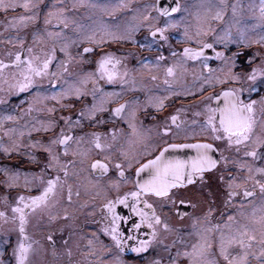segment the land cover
<instances>
[{
    "label": "flooded vegetation",
    "instance_id": "af4514ba",
    "mask_svg": "<svg viewBox=\"0 0 264 264\" xmlns=\"http://www.w3.org/2000/svg\"><path fill=\"white\" fill-rule=\"evenodd\" d=\"M96 1L98 4L94 5L93 13L89 15L81 8L69 5V19L72 18V23L68 26L70 35L67 38L59 36L60 26L57 22L53 23L57 34L47 40H57L58 44H61L60 41L67 42V54L63 55L58 49L56 52L54 50V55L53 51L48 55L54 56L49 73H55L56 79H51L50 75L43 80L38 79L41 97L30 120L28 106L29 100H34L35 90L22 93L9 90V84L4 81L11 83L12 74L17 70L9 67L0 73V109L13 112L15 116L21 114L19 122L14 118L0 124V212H5L9 218L8 223H5L4 218L0 217V260L3 264H15L12 250L20 236L18 221L11 220V207L15 206L20 195H38L45 186L43 181L59 175L56 194L49 198L46 206L38 208L28 216L26 228L29 241L33 245V253L30 255L32 264H153L157 260L160 264H186L183 253L191 250V245L199 240L202 232L207 233L212 243L209 259L225 264L219 254L221 233L225 236L237 235L238 230L245 225L256 236L252 248L248 250L250 254L247 264H261L257 259L261 248V225L255 221L259 219L260 210L264 207V192H261L256 181L264 183V174H260L263 175L260 177L253 176V171L248 172L249 166L253 170L264 168V147L255 145L258 136L256 123L251 139L241 145H229L226 139L215 140L212 131L205 127L209 115L206 105L217 107L214 98L222 92L242 89L239 95L245 103H258L264 97V84H257L253 88L252 80L248 79L262 60L261 56L251 55L245 50L246 45L230 42L223 34L220 37L222 42L216 41L214 37L215 33H220L219 29L222 27L226 32L235 30L236 22L231 16L239 12L228 8L220 19L192 24L182 20L176 24L175 19L184 15L185 11L188 13V3L193 0H141L140 6L129 10L114 7L116 0H111L112 8L109 11L105 8V5H109V0ZM130 1L117 0L118 4L126 5ZM211 1L212 5L216 3L215 0ZM233 1L228 0L230 3ZM24 2L25 0H5L6 4L15 3L18 6L7 12L0 10V61L5 64L11 65L16 53H21L22 59L27 58L29 48L32 49L33 57L39 56L43 60L47 56L43 46L44 0H30L37 7L28 11L20 6ZM177 4L180 5V11L172 13L170 17L160 16L152 7L162 5L170 9ZM217 7H213L215 13H218ZM110 12L113 14L109 15ZM135 13H140L136 16L150 14L152 19L143 22L140 30L131 34L132 39L111 40L105 37L103 43L95 42L102 38L100 36L95 37V41L88 39L91 24L102 22L118 24L120 29L113 33L127 36L128 25L139 21H121L128 17L133 18ZM29 14L35 19L23 23L18 20L14 22V18ZM259 17L257 14L256 18ZM80 21L88 22L89 26L88 37L83 40L76 37V28ZM149 23L154 27H164L166 23L177 26L169 27L165 32L167 40H162L159 35L156 38L150 36L147 26ZM186 30L192 37H196L198 31L201 32L197 38L212 44V48L204 49L206 60L204 57L192 60L183 56L184 48L200 47L194 40L185 38ZM133 39L135 43L132 42ZM86 47L93 51L85 53L83 50ZM217 52L224 55L218 58ZM234 53L237 55H233ZM105 54H111L120 61L113 69L117 75L111 82L99 70V61ZM160 57L163 59H159ZM61 59L64 60L62 69L59 68ZM168 68L173 69L172 75L168 74ZM233 76L239 79L233 80ZM69 89L68 95L61 94ZM77 90L80 93L79 98L76 95ZM54 94L57 99L51 98ZM42 98L46 100L45 106L40 104ZM159 100H163L164 106L158 110ZM93 104L96 105L94 110ZM120 105H125V108L117 116L114 109ZM101 108L106 110L101 111ZM49 109L54 111L50 112ZM81 112H84L83 117ZM253 115L256 122L257 117L255 113ZM172 116L177 117L175 124L172 123ZM62 117L70 119L65 120ZM53 121L54 125L49 131H45V127ZM17 123L21 129L18 139L6 132V128L12 124L17 126ZM129 125L135 126L136 135H133ZM165 128L169 129L167 133ZM61 129L64 134L73 138L69 141L68 155L64 154L63 145L50 143L60 137ZM92 133L100 135L101 144L106 146L103 151L94 147ZM194 143L213 144L211 155L216 154V160L219 161L216 168L205 172L203 179L196 176L194 183L174 189L171 197L160 198L152 194L140 197L141 201L147 200L154 206L156 215L162 221L156 225V237L151 240L146 252L132 251L140 241L151 239V229L146 225H142L139 230L132 227L134 223L140 222V218L131 210L134 201L130 197L129 207L117 205L116 211L126 218L120 221L123 243L117 246L104 231L108 227L104 205L108 200L136 190V169L139 167L137 160L146 162L169 144ZM146 146L152 155L144 153ZM46 147H51L53 153L59 157L60 163L56 168L47 167L50 156L45 151ZM254 147L257 151L256 157L245 155ZM4 148L10 151L5 153ZM168 152L183 158L185 148L169 149ZM125 154L128 159H125ZM105 156L110 159L104 160ZM95 160L108 163V171L101 174L99 169L91 168ZM129 160H132L131 167H128ZM116 163L124 165L126 180L119 176V170L114 167ZM241 164L245 166L241 168ZM65 169L67 176L64 174ZM17 173L19 175L15 186L9 187L8 184L12 183L10 177ZM26 175L29 181L27 187ZM141 178H146V173H141ZM230 178L243 185L235 189L238 195L231 198L228 195ZM116 184L119 185L118 188L114 186ZM245 188L254 195L245 197ZM171 199H175L176 203H171ZM180 199H184L185 203L180 204ZM139 207L144 208V204L141 202ZM144 210L150 212L149 209ZM229 216L234 219L230 221ZM165 223L169 226L167 230L163 226ZM49 236L52 237L51 240L48 239ZM229 251L232 256H237L244 250L233 245ZM177 253L181 255L177 256Z\"/></svg>",
    "mask_w": 264,
    "mask_h": 264
},
{
    "label": "snow or ice",
    "instance_id": "6c2138e0",
    "mask_svg": "<svg viewBox=\"0 0 264 264\" xmlns=\"http://www.w3.org/2000/svg\"><path fill=\"white\" fill-rule=\"evenodd\" d=\"M18 5L15 3L6 4L5 0H0V10L7 12L9 9L14 10ZM26 11L31 8L37 7L36 4L30 2V0H25V2L20 5ZM118 8L127 7L126 4L121 3L117 6ZM152 7L159 13L160 16L170 17L172 13H176L180 11V5L177 4L175 7L167 8L162 5H153ZM261 17L264 18V0H262L261 4ZM113 13L110 12L109 15ZM51 16L52 13H49ZM217 19L221 18V14L217 13ZM34 16L21 15L18 18H14V22L18 20L19 22H27L29 20H34ZM152 18L149 15L143 16H133V20H138L139 23L128 25L126 28L127 36L125 35H117L111 31L105 29V35L109 37L111 40H123V39H132V33L140 30L141 24L145 21H150ZM48 19L45 20V23H49ZM67 24H65V27ZM149 33L152 38H156L159 35L160 39L167 40V36H165V32L169 27H176L177 25L174 23H166L164 27H154L151 23L148 25ZM51 35V33H50ZM185 38L188 40H194L195 43L200 45L199 48H190L186 47L183 50V56L192 60H198L201 57H204L205 60L207 57L204 54L205 48H212V44L204 43L197 37L201 35V32H197L196 37H192L188 35L187 30L185 31ZM243 36V33H241ZM90 41H95V34L88 38ZM222 39V38H221ZM264 41V38H262ZM96 43H103V37L99 41H95ZM135 43V40H132ZM23 43V42H21ZM145 46V45H142ZM64 49H61L63 51ZM85 53L92 52V48H84ZM28 57L25 59L21 58V53H16L15 59L11 62V65L5 64L3 61H0V73L3 72L4 69L12 67L17 71L12 74V82L9 83L5 80V83L9 84V90H14L17 93L22 92H30L34 91V101L39 102L41 97L40 84L39 80H43L46 76H51L53 79H56L55 73H49V66L52 63L53 56H46L43 60L40 59L39 56H32V49H27ZM175 55V53H173ZM224 53L217 52L216 56L219 58L223 56ZM237 55V54H233ZM159 59H163L160 57ZM120 63L119 60L115 59L111 54H105L101 57L99 61V70L100 72L107 77V80L111 82L117 75V73L113 70L116 65ZM112 66L111 68L109 66ZM207 66V65H205ZM167 72L169 75L173 74V69L168 68ZM257 69L252 70V74L249 75V80H256ZM261 75H264V71H260ZM155 79V77H153ZM233 80H238L239 78L236 76L232 77ZM224 81H221L223 83ZM49 84H52V81H49ZM239 91L241 90H233L229 89L221 94L217 95L214 99L217 101V107L213 108L210 105H206L207 111L209 115L207 116L205 127L210 129L214 134L213 139L222 140L226 139L229 145H241L251 139V134L254 129V105L256 101H251L249 103H245L239 95ZM70 93L69 90H65L62 92V95H68ZM77 98H79V90L76 92ZM112 95V94H109ZM221 96L223 97V104L220 105ZM47 98V97H45ZM52 99H57V96L54 94ZM95 99V97H94ZM209 99H213L209 97ZM262 101H264V97H262ZM164 106L163 100H159L157 104V108L162 109ZM66 107V105H65ZM93 110L96 108V105L93 104ZM125 105H120L119 107L114 109L115 115L119 116L123 112ZM101 111H105L106 109L101 108ZM49 111H54V109H49ZM81 117L84 116V112L80 113ZM7 119H13V117L8 116ZM62 119L69 120L70 117ZM172 123L175 124L177 121L176 116L171 117ZM54 121L50 122L48 127H45V131H49L51 126L54 125ZM132 128L133 135L137 134L136 128L134 125H129ZM179 127V125H177ZM169 129L165 128V133L168 132ZM94 137V147L101 151L106 147L102 145L100 142V135L98 133H92ZM115 138V137H113ZM73 138L63 133V129H61V135L58 139L52 140L50 143L60 144L64 146V154L68 155L69 150V141ZM82 139V138H81ZM256 147H264V136H257L255 140ZM35 147V145H32ZM181 148H192L196 150V154L189 158H181L179 156H166V153L169 149H181ZM214 150V146L211 143H194V144H169L167 147L163 148L159 151L158 155H155L151 159H147L146 162H140L139 167L136 169V177L135 185L136 190L126 193L123 196H117L114 200H108V202L104 205L107 210L106 220L108 221V227H105L104 231L108 233L112 239L115 241L117 246L122 245L123 243V233L120 231V221L126 220L125 217H122L117 211V205H124L125 207H129L128 200L131 197L134 203L131 206L132 212L140 218L139 223H134L132 227L134 229L139 230L142 225H146L149 229H151V239L142 240L139 244L132 248L133 252L141 253L146 252L151 245V240L156 237V225L162 223L161 218L156 215L155 208L152 204L148 203L147 200L141 201V196H147L149 194L155 195L156 197L166 198L172 196V191L174 189L183 188L186 184L194 183V178L196 176H200L203 179V174L207 171H211L216 168L219 161L214 159L211 155ZM5 153H8L10 150L8 148H4ZM45 151L49 153L50 162L47 165L48 168H56L59 165V157L53 153L51 147H46ZM144 153L147 155H152L150 149L146 146L144 148ZM75 155V153H73ZM245 155L256 157L257 151L255 147L252 151L246 152ZM110 157L105 156L104 160H109ZM125 159H128L125 154ZM135 159V157H133ZM104 160H95L91 164V168L99 169L101 174H104L108 171L109 165L105 163ZM227 162V161H226ZM132 166V160L128 161V167ZM245 165L241 164L240 167L243 168ZM114 167L119 170V176L121 178L127 179L124 173V165L121 163H116ZM253 171L252 167H248V172L251 173ZM260 174H264V168H257L255 170ZM141 173H146V178H141ZM65 176H67V170H64ZM8 173L5 171V176ZM18 173L14 177H10L12 183H9L8 186H15V180L18 178ZM223 179V177H221ZM249 179H252L249 176ZM60 176L56 175L53 178H49L46 181H43L44 187L39 191L38 195H31L25 197L24 195H20L17 199L15 206L11 207V212L13 216L11 220L13 222L18 221V231L20 239L17 242L16 247L12 250V255L15 258V264H32L30 261V255L33 253V245L29 241V237L27 235V224H28V216L31 212H35L38 208L44 207L47 205L50 197L56 194V190L59 186ZM259 185L261 192H264V183L260 181H256ZM29 181L27 179V175L25 177V187H27ZM115 187H119L118 184L114 185ZM243 185L235 182L234 178H230L228 182V188L230 189L228 195L229 197H233L238 195L235 191L236 188H241ZM245 197L253 196L254 193L248 191L246 188L243 192ZM71 196L69 195V199ZM144 204V208L139 207L140 203ZM171 203L175 204L176 200L171 199ZM180 204H184L185 200L180 199ZM149 209V211H145L144 209ZM261 215L256 223L261 225V238L259 243L261 245L258 260L261 261V264H264V207L261 208ZM212 210H209V215H211ZM0 217H3L5 223H8V217L5 212H0ZM228 219L231 221L234 218L229 216ZM165 230L169 228L168 224L163 225ZM218 227V226H217ZM210 231V230H208ZM131 239H135V237H130ZM49 240L52 239L51 236L48 237ZM256 240V236L252 234L247 225L242 226V229L238 230L237 235H229L225 236L221 233L220 242H219V254L222 257L225 264H247L249 249L252 248V242ZM237 245L242 250V254L237 256H232L229 249L233 246ZM212 249V243L210 242L208 235L206 232H202L199 234V240L196 243L191 245L190 251H185L183 255L186 257V264H220V262L216 259H209V254ZM121 251L123 249L121 248ZM181 255L177 253V256ZM0 264H3V261L0 260ZM153 264H160V261H154ZM175 264V262H173Z\"/></svg>",
    "mask_w": 264,
    "mask_h": 264
},
{
    "label": "rangeland",
    "instance_id": "374dc122",
    "mask_svg": "<svg viewBox=\"0 0 264 264\" xmlns=\"http://www.w3.org/2000/svg\"><path fill=\"white\" fill-rule=\"evenodd\" d=\"M110 1L111 0L108 1L109 5H105V8L107 11H109L112 8V4ZM215 1L216 3H213L212 5L211 0H193L192 3H188L189 4L188 13L185 11L184 15H182L178 19H175L176 24L182 20L188 22L189 24H192V23H196L197 21L207 22L210 19H216L217 13H215L213 10V7H216V6H218L217 10H218V13L221 14V18L223 17L224 14H226L225 12H226V9L228 8L229 10H234V11L239 12V14L234 13L231 16V18L234 19L233 21L236 22L235 24L237 28H235V30L232 29L233 31L228 30L226 32L224 31L225 29H223V27L221 26L222 28L219 29L220 33H215L214 37L216 41L222 42L223 40L220 37H223L224 35L226 36L227 40H229L230 42H236V43L241 42L242 44L246 45L245 50H250L251 55L256 56V57L261 56L262 60L258 62V65H257L258 67L256 68L258 70L256 80L255 81L252 80L251 84L253 85V88L256 87L257 84L263 85L264 75L260 74V71H264V41H262V38H264V18L261 17V11H260L262 0H234L231 3L228 2V0H215ZM97 4L98 3L96 0H59V1L44 0L42 15H43V37L45 38L44 39L45 45L43 46H44V52L47 53V56L50 55L52 51L54 55V50L56 52V50L58 51V49L60 50L64 49L63 51H60V52L65 56L67 54V48H68V45L66 44L67 42L65 43L63 41H60L61 44H58L56 42L57 40L55 41L54 39H51L48 41L47 38H51V37L53 38L54 34H57V31L54 29L55 27L53 25L54 22H57L60 26L59 33H58L60 37L64 36L65 38H67L70 35L68 26L70 25V23H72V18L69 19V11H70L69 5H73L77 8H81L82 11L86 12V15H89L93 13L92 11H93L94 5H97ZM141 4H142L141 0H131L127 4V7L125 8L129 10L133 7L140 6ZM118 5L120 4H118L116 0L113 6L117 7ZM194 6H195V9H193ZM191 11H195V12L191 13ZM250 11H255L257 13L250 12ZM49 13H52V15L50 16ZM136 14L140 15V13H135L134 16H136ZM257 14L260 15L259 19L256 18ZM77 15H79V13H77ZM28 16H31V14H29ZM46 19H48L50 22L45 23ZM132 19L133 18L128 17L127 19H124L121 22L126 23ZM87 23L88 22L80 21V23L77 24L76 37L78 38L81 37L82 38L81 40L88 37L87 28L89 26L87 25ZM116 23H118V21ZM65 24H67L66 27H65ZM238 24H239V28H238ZM96 27L101 28V29L97 30ZM90 28H91L89 30V33L91 32V34H89L90 36H92L94 33L95 37L100 36V37H103L104 39L108 38V36L105 35V29L112 30V32L113 31L116 32L120 29L118 24H112L111 22L91 24ZM83 29L85 31L84 33L81 34ZM229 32H231V34ZM241 33H243V36H241ZM188 35L193 36L192 34H188ZM54 42L57 43V45H54L53 44ZM41 56L43 57L42 54ZM64 60L66 61V58ZM64 60L63 59L60 60V65H59L60 69L64 68L62 66ZM254 63L255 61L253 60V65ZM45 102L46 100L42 98V101L40 102V104L43 103V105L45 106L46 105ZM37 103L38 102H35L33 99L29 100V106H28L29 120L31 119L35 109H37L36 107ZM253 107H254V113L257 117V121L255 122L256 123L255 126H257L256 133H258V136H264V101L261 100L260 102L256 103ZM8 116L13 117V119H7L6 117ZM20 116H21L20 113L18 114V116H15L13 112H10V111L7 112L5 109L3 110L0 109V124L8 120L9 121L14 120V118L18 119V122H19ZM20 130L21 129L19 128L18 123H17V126L16 124H12V126L6 128V132L8 134L11 133L17 139L20 138V133H21ZM10 148L13 149L12 146H10ZM255 170L256 169L253 170V173H252L253 176L257 175V176L263 177V175H260V173L256 172Z\"/></svg>",
    "mask_w": 264,
    "mask_h": 264
},
{
    "label": "water",
    "instance_id": "95a60500",
    "mask_svg": "<svg viewBox=\"0 0 264 264\" xmlns=\"http://www.w3.org/2000/svg\"><path fill=\"white\" fill-rule=\"evenodd\" d=\"M173 4V2H171ZM215 103L217 104V101L215 100ZM220 105L223 104V97L221 96V100H220ZM187 152V153H186ZM196 154V150L195 149H192V148H185V154L183 156V158H189V157H192ZM166 156H173L172 153L168 152L166 153ZM214 159H216V154L215 155H212Z\"/></svg>",
    "mask_w": 264,
    "mask_h": 264
},
{
    "label": "trees",
    "instance_id": "16d2710c",
    "mask_svg": "<svg viewBox=\"0 0 264 264\" xmlns=\"http://www.w3.org/2000/svg\"><path fill=\"white\" fill-rule=\"evenodd\" d=\"M247 51H249L250 52V50H247ZM252 58H253V60H254V57L252 56Z\"/></svg>",
    "mask_w": 264,
    "mask_h": 264
}]
</instances>
